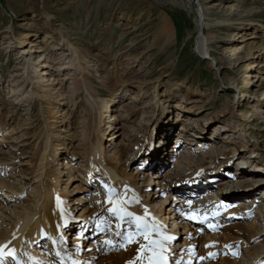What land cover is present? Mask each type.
Returning <instances> with one entry per match:
<instances>
[{"label":"rangeland","instance_id":"374dc122","mask_svg":"<svg viewBox=\"0 0 264 264\" xmlns=\"http://www.w3.org/2000/svg\"><path fill=\"white\" fill-rule=\"evenodd\" d=\"M205 8L209 24L205 33L210 35L211 50L203 57L197 50L200 29L196 0H0V173L8 170L7 176L0 175V179L5 177L9 185L21 191L17 176L22 172L30 175L35 154L44 149L41 136L49 129L48 123L53 125L57 136V148L63 145L65 148L62 156L56 158L60 162L57 168L65 172L64 182L70 175L63 158L74 165V175L78 178L87 151L84 132L97 120L101 107L106 106L105 115L111 126L105 146L108 158L127 174H135L141 164L158 155L159 146L153 152V143L148 138L164 135L170 116H174L175 126L169 148L177 144L180 127L187 118L202 123L213 134V139L208 141L212 148L207 145L203 149L204 156H198L193 170H189L190 165L183 170L176 166L180 155L162 170V175L171 173L165 178L166 201L170 194L175 195L177 188L198 179L190 180L198 171L213 170L208 175L217 176L219 181L231 179L234 173L231 170L245 166L256 168L255 173L246 174L244 169V176L234 181L236 186L229 187L228 192L250 193V198L261 196L264 193V183H259V179L264 181V0H208ZM166 16L175 31L172 42L159 35ZM243 30L246 35L239 39L237 35ZM26 34L36 36L41 48L29 45L21 52ZM64 39L81 51V63L89 59L83 64L84 71L79 74L66 66L55 74L54 79L60 83L55 81L49 91L41 93L47 96L36 98L30 106H15L12 89H28L26 83L32 84L28 80L27 59L34 63L46 51H53L56 57L62 54L72 57ZM235 39L240 41L232 43ZM237 47L241 48L232 56ZM252 62L257 68L245 74ZM54 66L59 67L57 63ZM32 81L36 82L33 77ZM125 82L128 88L124 87ZM180 103L186 108L183 112L176 110ZM225 130L233 131L234 138L223 136ZM238 144H245L246 149ZM246 158L249 162L239 163ZM98 179L96 176L88 180L87 191L75 189L82 185L81 181L73 180L70 185L75 189L71 194L73 205L81 199L76 205L79 209L74 210L83 215L78 222L94 221L92 236L85 241L83 251L109 226L97 229L98 216L106 212L94 199L98 196L95 194H104ZM27 183L29 186L17 194L24 200L23 205H28V195L38 194L33 182ZM157 189L161 187L155 181L149 192ZM203 191L202 194L207 193ZM257 205L252 210V219L233 223L258 224L248 231H230L231 246L236 241L243 243L233 249L237 256L224 251L223 258L227 261L246 264L257 255L264 259V224L257 216L260 213L264 216V202ZM209 224L210 220H193L187 227L197 242L211 233L207 229ZM221 231L222 238L227 232ZM196 245L198 254L190 264H209L208 254L200 252L201 243ZM99 248L105 252V245Z\"/></svg>","mask_w":264,"mask_h":264},{"label":"bare ground","instance_id":"6f19581e","mask_svg":"<svg viewBox=\"0 0 264 264\" xmlns=\"http://www.w3.org/2000/svg\"><path fill=\"white\" fill-rule=\"evenodd\" d=\"M196 1H198V23L200 29V34L197 38V50L205 57L210 54L211 50L210 35L207 36L205 33L206 26L207 28L209 26L206 23L208 13L205 8L208 0ZM226 22H231V20ZM159 35L168 42L174 40L175 31L167 16L162 19ZM245 35L246 32L243 30L237 36L242 39ZM239 39L233 40L232 43L236 44L240 41ZM37 42L36 36L24 35L21 52H25L29 45L40 49V44H37ZM64 44L70 48L72 57L66 58L64 54L56 57V53L53 51H46L41 57H36L34 63H32L31 59H27V63H30L27 65L30 73L28 80L32 84L26 83V86L29 87L28 89L25 87L20 90L12 89L14 95L13 104L15 106H30L36 98L41 100L47 96H43L41 93L49 91L48 89L57 81L54 79L55 74L60 73L66 66L69 68L73 67V70L79 74L84 71L83 64L89 62V59L81 63V51L66 39H64ZM239 48L241 47H237L232 51V56L237 55ZM55 63L59 65L58 68H55ZM256 68L257 65L252 62L246 68L245 74H250ZM32 77L36 82L32 81ZM249 77L252 76L249 75ZM59 81L57 83H60ZM125 83L124 87L128 88L129 84ZM59 85H62V83ZM140 88L141 85L137 89L140 90ZM184 108V105L180 103V105H177L176 110L183 112ZM107 109L108 107L106 106L101 107L97 120L93 121L87 127V131L85 130L84 132L86 139L84 146L87 151L84 165H81L79 170L81 180H78L79 177L77 178L74 175V165H71L67 158H63L66 160L65 166L68 167L70 175L68 181L64 182L66 181L64 179L65 172L57 168L60 162L56 161V158L57 156H62L65 148L63 147L64 145L57 148L55 144L57 136L52 130L53 125L49 123L46 124V127L50 131L49 129L46 130V132L42 133L44 135L41 136L42 141H44V149L41 153L35 154V161L31 162L32 171L30 175L22 172L16 179L21 191L27 185L29 186L28 181L33 182L32 184L37 189V195H28V200L26 201L28 205L21 203L24 200L17 195L21 191L16 189V186H11L6 182L7 179L5 177L8 170L4 169L1 172L2 174L0 173V175H5L4 178L0 179V264H8V262L9 264H28L25 262L29 260L32 252H38L41 255L37 264H96L97 261H99L98 264H150L154 253L151 248L142 249L141 246L149 245L154 239L161 241L163 247L161 254L164 256L166 264H190L193 257L198 254L196 244L199 242L201 243L200 252L208 254L206 261L209 264H236L237 262H230L223 258L225 250L230 255L237 256V251L233 249L243 243L234 241L235 245L231 246V241L233 240L230 231L238 230L240 232L243 229L248 231L254 229L258 223L252 222L244 226L233 225V223L237 220L252 219L254 216L252 210L259 207L258 205L256 206L257 203L261 204L264 202V193L261 196L250 198L252 195L250 193L233 195L228 192V188L236 186L237 183L234 181L244 176V169H247L246 174H252L255 173L256 168L249 169V166L243 167L242 165L243 169L231 170V173L234 172L230 176L231 179L227 178L228 180L222 179L219 181L217 176L208 175L210 169L204 170L202 168L205 173L198 171L190 180L194 179V177L198 179L177 188L174 191L175 195H173L174 193L170 194L171 198L166 201L167 199H164L163 192L167 188L165 178L170 177L171 173L162 175V170L172 158H176L179 155L176 166L183 170L190 165L192 167L189 170H193L198 162V156H204L203 149L207 145L210 146L209 149L212 148V143L210 144L208 141H210V138L213 139V134L205 126H202V123H195L190 118H187L180 127L178 133L180 139H177V144L174 147L171 146L169 148L175 126V118L170 116V120L168 119L166 122L164 135L157 136V138H148V142L151 141L153 143V152L159 146L158 155L155 159L141 164L135 174H127L120 171L119 166L108 158L105 146L108 144L107 132L108 129H111V126L108 123V115H105ZM104 128L106 129L104 130ZM221 130H224V128ZM231 132L233 131L229 133L225 130L223 136L233 139L234 136L231 135ZM238 145L246 149L245 144ZM247 160L248 158L243 162L239 161V163H244ZM56 172L59 173V176H56ZM202 175L204 177L200 178ZM96 176H99L98 185L103 187L104 194L97 193L95 195L98 196L93 198L106 211L105 214L98 216L96 220L97 229L100 230L107 225L109 226L108 229L102 232L103 235L90 241L89 245L84 247L86 250L83 251L84 243L91 235L94 221L78 222L83 215L77 214L74 210L79 209L76 205L81 199L73 205L75 200L71 198V194L74 193L75 189L87 191L88 180ZM73 180L81 181L82 185L75 189L70 188ZM155 181L158 182L161 189L150 193L149 190ZM259 183H264V181L259 179ZM109 189L114 193L111 198L109 197ZM203 190H206L205 192L207 193L202 194ZM178 193L181 194L179 198ZM25 196L27 195L25 194ZM180 204L183 206H179ZM110 209L113 211H110ZM182 209H185V212ZM116 212H119L123 219L119 218ZM124 213H131L132 216H125ZM257 216L259 221L264 224L263 214L260 213ZM133 217L141 218L149 226L147 239L143 235H136L137 221ZM193 220H197V222L210 220L207 229L211 233L206 234L203 239L197 242L195 241V236L187 227L188 222ZM153 223H155L158 232L153 231L151 227ZM262 228L264 229V225ZM221 230L227 232L222 238ZM47 232L52 233V239H55L53 245L50 243V250L53 249L51 251L44 246L43 235ZM128 233H132L135 236V240L128 243L126 247H122L123 237ZM167 237H171V239H167ZM106 241H112V246L106 244ZM101 244L105 245V252L99 248L102 246ZM56 247L58 248L56 249ZM46 249L48 250L47 253L45 252ZM75 249L77 251H73ZM38 253L33 255L34 258L37 257ZM259 257L257 255L246 264H264V259Z\"/></svg>","mask_w":264,"mask_h":264},{"label":"snow or ice","instance_id":"6c2138e0","mask_svg":"<svg viewBox=\"0 0 264 264\" xmlns=\"http://www.w3.org/2000/svg\"><path fill=\"white\" fill-rule=\"evenodd\" d=\"M108 192H109V197L111 198V196L114 195V193H112L111 189H109ZM110 211H113V210L110 209ZM116 215L119 218L123 219V216H120L119 212H116ZM124 215L129 216V217L132 216L131 213H124ZM133 218L137 221V233H136V235L137 236L143 235L145 237V239H147L149 226L147 225V223H144L141 220V218H139V217H133ZM151 227H152L154 232H158V229L156 228L155 223H153ZM167 239H171V237H167ZM134 240H135V236H133L132 233H128V234L124 235L123 243L121 244V246L126 247L128 243L134 242ZM105 243L112 246V241H106ZM141 248L142 249L151 248V250L153 251L154 255H153V259L150 261V264H166L164 256L161 254L163 251L161 241L154 239L150 242L149 245H147V246L142 245Z\"/></svg>","mask_w":264,"mask_h":264}]
</instances>
